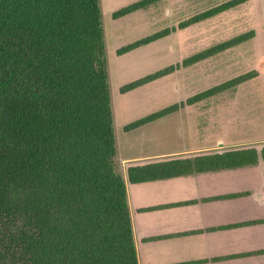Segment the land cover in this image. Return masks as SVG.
<instances>
[{
	"label": "trees",
	"instance_id": "16d2710c",
	"mask_svg": "<svg viewBox=\"0 0 264 264\" xmlns=\"http://www.w3.org/2000/svg\"><path fill=\"white\" fill-rule=\"evenodd\" d=\"M159 0H138L120 18ZM246 0H228L183 27ZM163 30L118 49L128 53ZM245 33L185 60L190 65L236 46ZM125 85L122 92L163 75ZM252 77L212 87L209 98ZM174 108V107H173ZM172 109L139 119L130 130ZM101 0H0V264H139L127 184L118 166ZM256 149L209 155L201 169L254 164ZM141 173V174H140ZM177 171L160 173L172 176ZM133 167V182L155 177Z\"/></svg>",
	"mask_w": 264,
	"mask_h": 264
},
{
	"label": "rangeland",
	"instance_id": "374dc122",
	"mask_svg": "<svg viewBox=\"0 0 264 264\" xmlns=\"http://www.w3.org/2000/svg\"><path fill=\"white\" fill-rule=\"evenodd\" d=\"M135 1L138 0H101L119 148L116 160L137 150L133 145L141 142V133H172L179 144L189 133H200L199 137L206 138L207 143L221 137L254 143L262 139L264 0H246L186 27L182 26L184 21L228 0H159L120 18L113 17L116 10ZM167 29L169 34L118 54L120 47ZM249 32L252 36L248 40L196 63L185 64L187 58ZM169 68L171 71L150 82L125 92L121 90L128 83ZM248 73L251 78L232 88L188 102L212 87ZM168 109L172 110L165 114L166 119L136 132H124V124Z\"/></svg>",
	"mask_w": 264,
	"mask_h": 264
},
{
	"label": "crops",
	"instance_id": "0c3cea01",
	"mask_svg": "<svg viewBox=\"0 0 264 264\" xmlns=\"http://www.w3.org/2000/svg\"><path fill=\"white\" fill-rule=\"evenodd\" d=\"M146 116L124 124V132L168 117L126 130ZM197 134L189 133L179 144L172 133H141V142L133 145L137 150L118 159L139 264H264V137L255 143L222 137L207 143ZM118 149L117 143V154ZM252 149L258 155L254 164L203 170L198 166L209 155ZM133 167L150 168L156 175L133 182ZM164 171L178 173L164 177Z\"/></svg>",
	"mask_w": 264,
	"mask_h": 264
}]
</instances>
